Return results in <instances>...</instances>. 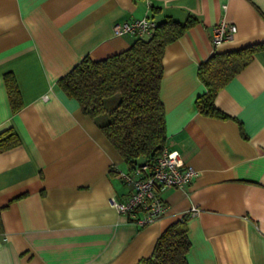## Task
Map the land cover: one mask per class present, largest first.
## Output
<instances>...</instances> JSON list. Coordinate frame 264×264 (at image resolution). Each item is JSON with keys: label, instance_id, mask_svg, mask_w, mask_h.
Here are the masks:
<instances>
[{"label": "crops", "instance_id": "obj_1", "mask_svg": "<svg viewBox=\"0 0 264 264\" xmlns=\"http://www.w3.org/2000/svg\"><path fill=\"white\" fill-rule=\"evenodd\" d=\"M190 16L194 24L165 47L160 98L165 148L197 174L162 192L163 216L140 227L108 203L129 190L121 157L58 80L84 57L136 41L115 35V24ZM220 21L236 32L214 45ZM261 43L264 0H0V131L20 140L0 153V264H136L182 218L188 264H264V48L215 94L225 118L195 106L206 93L202 63Z\"/></svg>", "mask_w": 264, "mask_h": 264}, {"label": "trees", "instance_id": "obj_2", "mask_svg": "<svg viewBox=\"0 0 264 264\" xmlns=\"http://www.w3.org/2000/svg\"><path fill=\"white\" fill-rule=\"evenodd\" d=\"M196 19L184 23L166 18L147 39H137L127 50L101 60L84 57L59 78V88L74 98L83 114L98 127L122 159L127 172L152 165L166 147V120L160 98L165 47L180 38ZM264 43L213 54L199 66L206 93L195 100L204 116L225 118L214 105V97L251 60ZM11 101L18 102L16 86L10 82ZM20 144L16 132L0 131V153ZM190 248L185 218L171 224L157 239L152 255L136 264H188Z\"/></svg>", "mask_w": 264, "mask_h": 264}, {"label": "built area", "instance_id": "obj_3", "mask_svg": "<svg viewBox=\"0 0 264 264\" xmlns=\"http://www.w3.org/2000/svg\"><path fill=\"white\" fill-rule=\"evenodd\" d=\"M155 27L154 22L142 18L115 24L112 29L115 35L130 34L137 40L150 34ZM235 32L234 25L220 21L213 28L212 42L218 45L228 41ZM196 174V170L186 165L177 151L164 148L152 165H142L131 172H118L121 181L129 190L123 201L110 197L108 203L132 223L143 227L163 216L166 205L161 193L170 188L184 189ZM194 213L196 209L190 211L191 215Z\"/></svg>", "mask_w": 264, "mask_h": 264}, {"label": "rangeland", "instance_id": "obj_4", "mask_svg": "<svg viewBox=\"0 0 264 264\" xmlns=\"http://www.w3.org/2000/svg\"><path fill=\"white\" fill-rule=\"evenodd\" d=\"M122 169H123V172H126V169H125V167H122Z\"/></svg>", "mask_w": 264, "mask_h": 264}]
</instances>
